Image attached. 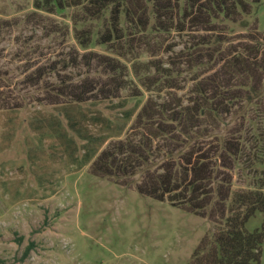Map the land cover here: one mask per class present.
Wrapping results in <instances>:
<instances>
[{
	"label": "rangeland",
	"instance_id": "rangeland-1",
	"mask_svg": "<svg viewBox=\"0 0 264 264\" xmlns=\"http://www.w3.org/2000/svg\"><path fill=\"white\" fill-rule=\"evenodd\" d=\"M58 1L64 10L57 9ZM76 1L0 0V264H188L200 243L212 241L224 224L216 195L201 217L140 194L139 176L115 182L92 173L100 152L125 138L150 93L134 98L125 89L108 100L48 105L39 103L38 87L23 81L31 65L67 60L79 48L72 17L83 15V8ZM186 2L180 1L181 8ZM55 24L62 26L57 33ZM219 27L230 36L228 46L254 29L264 36V0L238 22ZM152 37L176 50L190 39L175 32ZM145 46L139 37L132 42L135 53ZM90 49L109 54L105 46ZM261 76V95L236 105L215 125L216 133L230 130L244 138L245 156L231 170L233 191L264 184ZM193 77L189 71L181 75L180 95L190 96ZM203 143L215 150L218 138ZM262 221L257 214L246 229H260Z\"/></svg>",
	"mask_w": 264,
	"mask_h": 264
},
{
	"label": "trees",
	"instance_id": "trees-1",
	"mask_svg": "<svg viewBox=\"0 0 264 264\" xmlns=\"http://www.w3.org/2000/svg\"><path fill=\"white\" fill-rule=\"evenodd\" d=\"M180 1H76L73 5L83 8V15L72 17L79 48L73 47L67 60L31 65L23 81L38 87L39 103L48 105L108 100L125 89L134 98L150 93L125 138L100 152L92 173L115 182L139 176L140 194L201 217L216 195L224 224L212 241L200 243L188 264H260L264 184L232 190L231 170L245 156L244 138L230 130L216 133L215 127L236 105L251 104L261 95L264 36L254 29L240 44L228 46V32L218 30L251 14L260 0H187L182 8ZM54 27L56 33L62 29ZM173 32L190 38L182 49L156 44L152 37ZM137 37L146 46L135 53ZM92 45L105 46L109 54ZM143 54L150 59L142 61ZM161 54L169 55L163 59ZM76 70L84 73L78 76ZM188 71L194 77L186 98L179 94V78ZM216 136L215 150L204 147L203 140ZM257 214L263 217L261 228L250 232L246 224Z\"/></svg>",
	"mask_w": 264,
	"mask_h": 264
}]
</instances>
